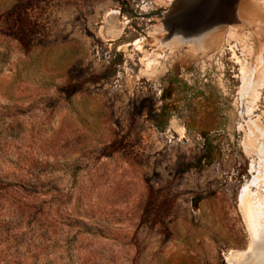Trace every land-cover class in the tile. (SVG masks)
I'll use <instances>...</instances> for the list:
<instances>
[{"label":"rangeland","instance_id":"1","mask_svg":"<svg viewBox=\"0 0 264 264\" xmlns=\"http://www.w3.org/2000/svg\"><path fill=\"white\" fill-rule=\"evenodd\" d=\"M201 7L0 0V264H264V0Z\"/></svg>","mask_w":264,"mask_h":264},{"label":"crops","instance_id":"2","mask_svg":"<svg viewBox=\"0 0 264 264\" xmlns=\"http://www.w3.org/2000/svg\"><path fill=\"white\" fill-rule=\"evenodd\" d=\"M202 1H203V3H202ZM202 1L200 0V3L202 4V7L200 8L199 12L196 13V14H194V15H197L195 18H199L200 16H202V14L204 12L203 10H204L205 6L207 4L213 3L215 0H202ZM201 34H203V33H200L199 35H201Z\"/></svg>","mask_w":264,"mask_h":264},{"label":"bare ground","instance_id":"3","mask_svg":"<svg viewBox=\"0 0 264 264\" xmlns=\"http://www.w3.org/2000/svg\"><path fill=\"white\" fill-rule=\"evenodd\" d=\"M200 39H201V38H200ZM244 194H245V191L243 190V191H242V198L245 196ZM262 254H263V259H264V252H262Z\"/></svg>","mask_w":264,"mask_h":264}]
</instances>
